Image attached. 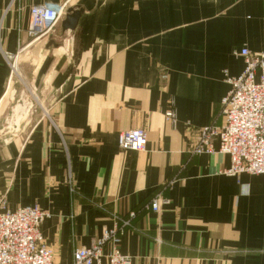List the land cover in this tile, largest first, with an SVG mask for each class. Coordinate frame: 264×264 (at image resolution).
Returning <instances> with one entry per match:
<instances>
[{
  "label": "crops",
  "instance_id": "crops-1",
  "mask_svg": "<svg viewBox=\"0 0 264 264\" xmlns=\"http://www.w3.org/2000/svg\"><path fill=\"white\" fill-rule=\"evenodd\" d=\"M44 2L82 8L61 54L27 34ZM242 48L264 50V0H0V106L26 59L48 94L0 143V204L48 213L54 264L130 211L119 250L131 264H264V174L228 175V155L188 152L191 128L221 123ZM137 128L145 149L120 148ZM158 193L160 210L145 209Z\"/></svg>",
  "mask_w": 264,
  "mask_h": 264
},
{
  "label": "built area",
  "instance_id": "built-area-1",
  "mask_svg": "<svg viewBox=\"0 0 264 264\" xmlns=\"http://www.w3.org/2000/svg\"><path fill=\"white\" fill-rule=\"evenodd\" d=\"M66 8V2L32 5L27 34L32 39L51 34ZM239 54L244 60L242 71L237 76L225 73L229 90L221 99V123L191 128L196 139L188 152L190 155L215 152L228 155L230 165L224 170L228 175L264 174V50L251 53L242 48ZM165 119L174 122L172 109L165 112ZM214 141H217V148ZM117 142L123 149L143 150L147 132L142 128L124 130L118 134ZM67 182L73 191L70 177ZM161 199L158 193L144 204V208L158 212ZM47 215L37 205L12 210L1 202L0 264H54L53 251L41 232ZM135 215V211L128 212L125 218L119 221L117 218L112 228H103L89 246L74 248L70 264H102V258L106 259V264H131L130 256L119 250V243Z\"/></svg>",
  "mask_w": 264,
  "mask_h": 264
},
{
  "label": "rangeland",
  "instance_id": "rangeland-1",
  "mask_svg": "<svg viewBox=\"0 0 264 264\" xmlns=\"http://www.w3.org/2000/svg\"><path fill=\"white\" fill-rule=\"evenodd\" d=\"M59 30H55L54 26L51 34L42 36L40 39L47 38V42L53 45L55 44L53 40L58 42L59 46L55 50L58 54H61L66 50L69 32L67 29L61 36H54L53 32L58 33ZM23 53H21L20 58H23ZM27 61L26 59V66L24 67L18 66L16 62L14 70L11 71L9 93H7L3 104L0 106V143L24 130L23 127L29 125L35 112L36 114H42L48 104V94L41 82L43 76H40L38 72L35 73L34 67L28 63L30 61ZM11 90L12 93H10Z\"/></svg>",
  "mask_w": 264,
  "mask_h": 264
},
{
  "label": "water",
  "instance_id": "water-1",
  "mask_svg": "<svg viewBox=\"0 0 264 264\" xmlns=\"http://www.w3.org/2000/svg\"><path fill=\"white\" fill-rule=\"evenodd\" d=\"M82 12V8L79 6L76 7H68L65 11L64 17L61 20V32L56 33L53 32L54 35L56 36H61L64 31L67 29H73L76 25V22ZM50 43V42H49ZM49 43L47 44L46 47H49ZM59 44L56 43L54 44L53 48L58 47Z\"/></svg>",
  "mask_w": 264,
  "mask_h": 264
}]
</instances>
